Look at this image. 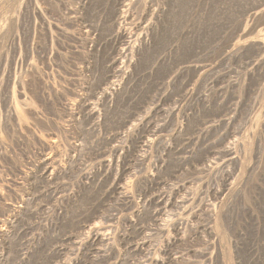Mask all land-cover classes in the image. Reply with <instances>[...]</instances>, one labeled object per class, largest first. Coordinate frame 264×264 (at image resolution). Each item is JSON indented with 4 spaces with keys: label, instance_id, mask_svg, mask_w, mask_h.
Segmentation results:
<instances>
[{
    "label": "rangeland",
    "instance_id": "1",
    "mask_svg": "<svg viewBox=\"0 0 264 264\" xmlns=\"http://www.w3.org/2000/svg\"><path fill=\"white\" fill-rule=\"evenodd\" d=\"M0 220V264H264V0H0Z\"/></svg>",
    "mask_w": 264,
    "mask_h": 264
},
{
    "label": "bare ground",
    "instance_id": "2",
    "mask_svg": "<svg viewBox=\"0 0 264 264\" xmlns=\"http://www.w3.org/2000/svg\"><path fill=\"white\" fill-rule=\"evenodd\" d=\"M157 183H158V185H161L162 184L161 181H159V180H158ZM162 211H164V210L159 205L158 208H156V211H155V213L152 216L153 217V220L156 223L159 222V221H161L160 217H163L164 216V213H162ZM0 222H1V220H0ZM2 223H4V222H2ZM3 226H5V225H3ZM3 226H2V228H4ZM133 227L135 228V227H137V225L135 224V225H133ZM157 227L159 228V225L158 224H157ZM137 228H136V230H137ZM153 231L154 230L153 229H150V228H143V229H141V228L139 229L138 228V230L135 232V234L136 235H141V234L151 235L153 233ZM0 237H2L4 240L7 237L6 234H5V232H3L2 229L0 230ZM145 247H147V242L142 245V248H140L139 246L133 245L132 251L133 252H138L139 249L148 251L149 249H146ZM158 260L155 259V257L152 255V253L147 252L146 254H143L142 262L140 264H161Z\"/></svg>",
    "mask_w": 264,
    "mask_h": 264
}]
</instances>
